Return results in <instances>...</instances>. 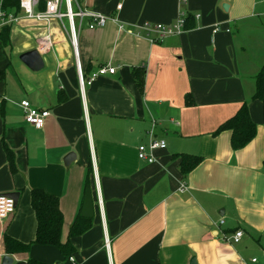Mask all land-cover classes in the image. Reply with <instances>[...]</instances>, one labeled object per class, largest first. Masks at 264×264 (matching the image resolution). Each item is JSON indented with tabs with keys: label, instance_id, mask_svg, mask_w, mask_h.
Segmentation results:
<instances>
[{
	"label": "crops",
	"instance_id": "1",
	"mask_svg": "<svg viewBox=\"0 0 264 264\" xmlns=\"http://www.w3.org/2000/svg\"><path fill=\"white\" fill-rule=\"evenodd\" d=\"M43 1L36 11L43 10ZM80 5L129 27L171 25L185 12L191 27L151 43L143 34L119 31L114 21L92 30L85 21L75 55L64 21L10 25L7 46L0 45V195L19 198L14 214L0 220V264L7 255L5 234L22 243L35 237L32 189L58 198L61 241L67 240L81 214L89 163L94 217L87 232L70 240L75 252L64 258L55 247L32 245L27 253L8 255L12 264H189L192 258L196 264H264V116L262 104L250 100L264 64V0ZM31 50L43 61L38 72L19 60ZM76 63L87 78L100 67L115 72L81 90ZM133 68L144 69L142 92L131 77ZM21 101L49 111L42 129L24 122ZM243 103L256 133L233 151L231 132H214ZM151 139L164 140L166 148L146 164L137 159V147ZM4 147L13 154L14 174ZM70 153L75 157L65 166ZM178 154L202 161L183 177ZM236 231L243 234L240 241L226 242Z\"/></svg>",
	"mask_w": 264,
	"mask_h": 264
},
{
	"label": "trees",
	"instance_id": "2",
	"mask_svg": "<svg viewBox=\"0 0 264 264\" xmlns=\"http://www.w3.org/2000/svg\"><path fill=\"white\" fill-rule=\"evenodd\" d=\"M0 13L6 16L10 14L18 15L19 0H0ZM191 19L190 15L186 16L184 29L191 27V24L189 23ZM9 30L10 25H3L0 27V45L3 48L7 46ZM131 77L137 89L142 92L144 88V69L133 68L131 70ZM3 78L4 71L0 70V80ZM63 100V95L60 94L58 102H62ZM250 100L259 101L262 104L264 116V64L261 66L259 72L254 78V92ZM1 102H3V100ZM186 104H190L188 97H186ZM223 131L231 132L230 145L233 151L239 150L251 142L256 133V125L251 120L247 103H243L233 117L221 124L214 132V135ZM4 148L8 168L10 173L14 174L16 172V168L13 154L7 147ZM174 157L179 159L178 167L183 177H187V175L202 161L199 156L190 154H178ZM92 173V166L89 163L86 166L84 181L85 188L90 186ZM30 205L36 220V232L34 239L29 243H22L5 234L3 236L5 253L7 255L27 253L32 245H40L55 247L64 258L71 256L75 252V249L71 245L70 240L87 232L91 228L92 219H84L79 213L69 228L67 240L62 242L61 231L63 216L59 208L58 198L46 193L42 189H32L30 191ZM27 263L43 264L35 260H28Z\"/></svg>",
	"mask_w": 264,
	"mask_h": 264
},
{
	"label": "built area",
	"instance_id": "3",
	"mask_svg": "<svg viewBox=\"0 0 264 264\" xmlns=\"http://www.w3.org/2000/svg\"><path fill=\"white\" fill-rule=\"evenodd\" d=\"M42 0H19V14L18 15H4L0 13V27L3 25H11L20 20H31L37 22H48L57 20L61 24L65 20L67 23L66 33L70 45L76 55L77 51V35L82 29L83 22L86 21L88 29L103 28L108 21H114L117 28L121 32L127 34L141 35L143 34L151 43L162 42L169 36L179 35L184 31L186 14L182 12L176 22L171 25L161 24H144L134 25V27L126 26L119 22L116 18H110L103 14L91 12L81 7V0H44V8L42 11H36L35 8ZM183 3L185 0H181ZM116 10H121V5H117ZM134 30L138 32L135 33ZM220 28L218 25L213 27V33H218ZM154 34V36H153ZM43 49H47L49 45L48 37L43 41ZM77 65L78 82L81 90L84 87L91 86L93 82L103 76L112 75L115 72L113 67H100L88 78L83 76V73ZM20 107L23 110L24 122L36 129H42L45 120L49 116V111L45 109H37L30 105L28 101H21ZM150 135H152L150 133ZM166 148L164 140L151 139L147 144L139 145L137 147V159L146 164H154L156 162L155 153ZM185 190L184 185L179 188L180 192ZM15 212V202L11 197L0 195V220H6ZM223 220H220L218 225L222 226ZM243 236L241 231H236L230 237H224L226 242L237 243ZM105 249L109 248V241L106 238L104 241ZM255 262V260H252Z\"/></svg>",
	"mask_w": 264,
	"mask_h": 264
},
{
	"label": "water",
	"instance_id": "4",
	"mask_svg": "<svg viewBox=\"0 0 264 264\" xmlns=\"http://www.w3.org/2000/svg\"><path fill=\"white\" fill-rule=\"evenodd\" d=\"M222 9L224 11H227L228 6L223 4ZM19 60L32 72H38L43 68V61L36 50H31L21 54L19 56ZM74 157L75 156L71 153L67 155V157L63 161L64 165L68 166L69 162H71L74 159ZM6 196L11 197L15 202V206L17 205L19 198L18 193H9ZM80 216L84 219H93L94 217V204H93V198H92V192L90 186H87L85 188L84 201ZM12 263H13V259L10 256L5 255L2 258L1 264H12ZM189 264H196L195 259L192 258Z\"/></svg>",
	"mask_w": 264,
	"mask_h": 264
},
{
	"label": "rangeland",
	"instance_id": "5",
	"mask_svg": "<svg viewBox=\"0 0 264 264\" xmlns=\"http://www.w3.org/2000/svg\"><path fill=\"white\" fill-rule=\"evenodd\" d=\"M64 22L66 23V21L64 20Z\"/></svg>",
	"mask_w": 264,
	"mask_h": 264
}]
</instances>
